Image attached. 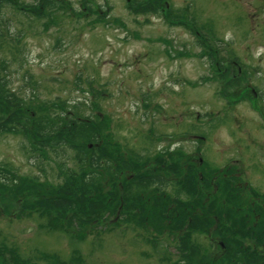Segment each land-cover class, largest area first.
<instances>
[{
    "label": "rangeland",
    "instance_id": "obj_1",
    "mask_svg": "<svg viewBox=\"0 0 264 264\" xmlns=\"http://www.w3.org/2000/svg\"><path fill=\"white\" fill-rule=\"evenodd\" d=\"M61 3L64 8L47 28L45 20L29 19L10 7L0 17V69L11 89L39 101L79 103L84 114L98 105L126 151H160L166 157L167 150L170 161L189 163L206 183L209 210L221 216L214 223L230 229L225 237L264 252L263 236L260 241L246 236L264 234V99L251 90H263L264 64L259 76L253 71L244 77L242 63L257 65L260 56L264 63V0ZM144 6L156 10L142 11ZM69 12L73 17L63 16ZM88 86L97 92H88ZM23 142L16 134L0 135V162L21 176L51 185L59 162L74 165L71 148L65 147L56 162L40 157L38 162ZM153 157L151 163H158ZM2 191L0 257L9 262L13 256L7 248L17 264H166L163 254L173 260L179 256L175 239L165 240L159 224L145 221L133 229L130 223L139 225L133 220L107 215L106 222L86 227L90 232L81 235L78 219L65 225L45 195L31 196L46 207L35 211ZM185 235L189 244L209 241L197 231ZM251 253L244 252L245 264H264V258Z\"/></svg>",
    "mask_w": 264,
    "mask_h": 264
},
{
    "label": "trees",
    "instance_id": "obj_2",
    "mask_svg": "<svg viewBox=\"0 0 264 264\" xmlns=\"http://www.w3.org/2000/svg\"><path fill=\"white\" fill-rule=\"evenodd\" d=\"M9 7L29 19L45 20L44 28H47V23H53L56 11L64 8L61 0H36L30 3H24L23 0H0V17ZM144 8L156 10L152 6H144L141 10L146 11ZM63 16L73 17L70 12ZM3 68L1 66L0 69V135L16 134L23 138V143H27L29 156L38 162L40 158L56 162L55 158L65 153V147L71 148L74 165L67 168L65 161L59 162L57 180L49 185L50 182L41 183L32 176H21L8 163L0 162L2 196H6L2 190L8 191L21 206L46 211L44 205H38L31 198L32 195H36L37 199L45 195L51 200L50 207L65 225L71 226L72 218L78 219L81 235L90 232L84 231L86 227L106 222L104 218L107 215L115 217L117 214L119 217L121 214L120 221L133 220L136 225L139 224L132 227L133 223H130L129 226L133 229L142 227L143 223L146 224L145 221L159 224L164 229L161 230L164 231V239H175V248L185 261L182 263L177 257L175 260L169 259L163 254L162 259L166 264H197L194 258L198 251L197 245L193 242L189 244V237L185 235L193 231L215 236L221 242L224 249L216 245L218 250H223L218 252L219 258L215 264L247 262V256L241 252H235L232 256L227 254V248L244 245L227 239L225 235H228L230 229L227 227L225 230L219 221L214 223L215 218L220 219L221 216L217 210L210 211V207L205 204L204 198L208 197L204 191L206 183L197 179V172L192 171L189 163L183 164L178 159L170 161L171 152L167 150L166 157L160 151L153 155L148 151H126L129 148L125 147L123 140L118 135L114 136L108 130L109 124L103 122L98 105L95 106V112L84 114L78 107L79 103H70V106L65 101H39L36 95H20L11 89ZM87 90L92 94L97 92L93 86H88ZM150 137H147L148 140H152ZM50 154L54 155L49 156ZM152 156V159H158V163L150 162ZM171 168L176 173L174 176ZM164 170H168L166 175L163 174ZM198 171L205 175L201 166ZM106 174L112 179L107 180ZM220 174L221 172H217V175ZM205 179L207 178L203 176V180ZM106 184L108 189L104 192ZM186 195L189 199L181 200ZM103 198H107L108 203L102 201ZM217 231L221 233L218 234ZM7 250L13 258L9 262L0 257V264H17L13 249Z\"/></svg>",
    "mask_w": 264,
    "mask_h": 264
},
{
    "label": "flooded vegetation",
    "instance_id": "obj_3",
    "mask_svg": "<svg viewBox=\"0 0 264 264\" xmlns=\"http://www.w3.org/2000/svg\"><path fill=\"white\" fill-rule=\"evenodd\" d=\"M262 60H263V57L262 56H260L259 58H257V60H256V63H257V65H249V64H245V63H248V62H242L243 63V69H244V71L246 72V73H244V71H243V74H244V77H248V74H251V75H253L252 74V72L254 71L255 73H257L256 75H258L259 76V72H260V70H261V65H263L264 63L262 62ZM261 64V65H260ZM260 65V66H259ZM249 72V73H248ZM251 72V73H250ZM248 73V74H247ZM259 81H261V78L259 79ZM264 87V86H263ZM251 90H252V92L254 93V95L256 96V97H260V98H263L264 99V94H262V92L261 91H263L264 92V88H263V90L260 88L259 89V91H257L256 89H255V87L254 86H251ZM246 91V90H245ZM245 93H247V92H245ZM262 99V100H263ZM151 162V161H150ZM207 199V198H206ZM206 199L204 198V202H205V204H206ZM204 204V205H205ZM235 204H232V207L234 206ZM205 207V206H204ZM206 207H207V205H206ZM229 228V227H228ZM244 234V233H243ZM247 234V235H246ZM246 234H244V235H246L247 236V238L248 239H250V240H252V241H255V240H258L259 239V241L261 240V238H262V236H263V238H262V240H264V234L263 235H261V234H259L258 236L257 235H255V238L254 237H251L248 233H246ZM251 234V233H250ZM252 235V234H251ZM205 236L208 238V242L207 243H203L202 245L200 244H198V243H196V242H193L194 244H196L197 245V255H195L194 256V258L196 259V263L197 264H215V262L217 261V259L219 258L218 257V252L219 251H222L224 248H223V246H222V244H221V242L215 237V236H210V235H206L205 234ZM236 243V242H235ZM241 244H242V242H240ZM221 246L223 249L222 250H218L217 249V246ZM247 245H248V243H247ZM247 247L248 246H244V247H239V248H227V254L229 255V256H232V255H234V253L235 252H241L242 254H244V252H247V251H249V252H252L251 254L252 255H256L257 257H258V259L260 258H264V252L263 251H261L260 250V252H256V249H253V248H255L256 246L254 245V246H252V249L251 250H248L247 249ZM246 250V251H245ZM257 253H260V254H258L257 255ZM179 257V258H178ZM183 256L181 255V257L180 256H178L177 255V258L183 263V262H185L184 261V258H182Z\"/></svg>",
    "mask_w": 264,
    "mask_h": 264
}]
</instances>
